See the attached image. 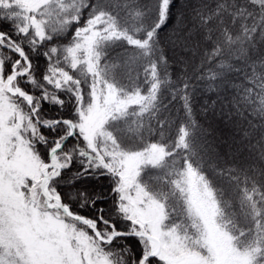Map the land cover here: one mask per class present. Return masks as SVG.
Masks as SVG:
<instances>
[{
	"label": "snow or ice",
	"instance_id": "1",
	"mask_svg": "<svg viewBox=\"0 0 264 264\" xmlns=\"http://www.w3.org/2000/svg\"><path fill=\"white\" fill-rule=\"evenodd\" d=\"M0 264H264V0H0Z\"/></svg>",
	"mask_w": 264,
	"mask_h": 264
},
{
	"label": "trees",
	"instance_id": "2",
	"mask_svg": "<svg viewBox=\"0 0 264 264\" xmlns=\"http://www.w3.org/2000/svg\"><path fill=\"white\" fill-rule=\"evenodd\" d=\"M129 15V24L135 27V17L130 12ZM119 54L120 57H124V49L123 48H116L112 52L113 56V63L116 65L115 72L117 74H127V75H133L135 76L137 73H140L142 70L134 63H129L127 66L124 64L123 59H117V55ZM126 59V58H125Z\"/></svg>",
	"mask_w": 264,
	"mask_h": 264
}]
</instances>
